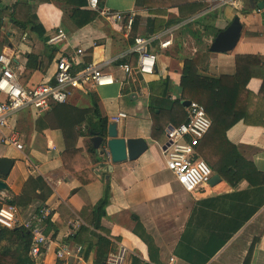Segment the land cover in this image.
I'll use <instances>...</instances> for the list:
<instances>
[{"label": "crops", "instance_id": "1", "mask_svg": "<svg viewBox=\"0 0 264 264\" xmlns=\"http://www.w3.org/2000/svg\"><path fill=\"white\" fill-rule=\"evenodd\" d=\"M0 1L4 5H11L15 0ZM169 1L162 17L174 23L152 35L150 48L156 54L157 61L154 73L148 76H126L118 65L135 64L137 56L132 49V36H147L148 17L160 15L150 13L145 6H136L135 0H102L101 7L134 12L135 25L131 32L127 33L122 23L107 20L98 13L92 22L81 28L68 29L62 21L65 18L69 22L67 17L71 5L50 0L32 2L44 36L49 40L58 28H62L67 39L51 44L58 49L56 55L48 64L41 56L45 60V67L34 71L26 84L50 80L55 61L61 55L76 57L73 69L77 71L86 63L100 65L102 70L114 76L115 82L90 91L75 90L66 103L78 108H90V92H95L100 109L109 123L118 112L126 113L116 122L118 137H142L147 142V149L136 159L112 163L109 158H100L95 149L93 154L87 151L88 145H92L90 136H87V122L76 123L73 128L78 135L76 146L85 152L88 169L94 176L93 180L82 183L62 165L60 153L65 148L62 129L50 127L43 118L54 104L40 113L25 109L16 114L19 131L22 129L20 132L28 141L23 143L19 140L22 150L0 144L3 147H0V157L14 159L9 174L3 179L10 191L4 190L0 196L4 199L19 196L30 176H41L51 189L44 202L50 221H55L60 215L67 216L65 225L52 239L39 264H55V249L59 242L65 241L70 247L79 245L65 237L67 223L76 218L82 221L80 211L93 206L102 197L106 184L109 185V201L101 226L110 233L108 238L112 249L109 252L119 246L127 249L125 264H131L133 254L150 261L147 245L134 232L137 221L157 248V252L153 253L156 261L152 264H194L186 258L201 259L212 249L213 255L205 264H264V127L246 125L240 120L225 132L226 139L255 169L249 174L253 183L243 178L230 185L219 175L217 183L209 184L207 181L194 191L187 192L165 167L161 150L164 140L150 138L148 112L149 83L167 80L170 97H176L183 65L181 57L207 48L200 68L211 76L233 74L236 54L257 55L264 59V7H257L264 0H241L240 8L230 5L231 0ZM84 8L92 10L87 4ZM235 16L239 18L242 28L234 48L227 52L209 51L216 34ZM166 38H171V44L160 48L159 41ZM0 41L3 43L0 52H14L13 67L18 74L25 66L26 53L45 49V44L30 25L24 33H20L6 20L0 28ZM78 48L82 49L80 55L76 53ZM260 86L261 79L252 77L246 88L257 93ZM208 135L210 132L203 139L208 141ZM25 150L27 161L23 155ZM35 207L36 204H31L23 210L18 208L19 218L27 219L35 213ZM254 208L257 209L251 213ZM95 233L99 231L95 230ZM90 239L94 243L96 237L91 234ZM223 240L226 241L223 243ZM94 258L95 247L86 257L74 254L63 264H92Z\"/></svg>", "mask_w": 264, "mask_h": 264}, {"label": "trees", "instance_id": "2", "mask_svg": "<svg viewBox=\"0 0 264 264\" xmlns=\"http://www.w3.org/2000/svg\"><path fill=\"white\" fill-rule=\"evenodd\" d=\"M35 0H15L11 5H4L0 1V28L6 20L12 28L20 33H24L27 26L35 32L39 39L45 44L43 51H32L26 53V63L23 70L18 74L21 85H25L34 71L45 67L41 56H44L46 63L56 55L58 49L48 43L44 36V30L34 12ZM40 1V0H37ZM46 1V0H45ZM48 1V0H47ZM55 3H66L71 5L68 12V20L62 21L68 29H78L92 22L97 16V12L84 8L86 0H50ZM102 0L98 6L101 7ZM169 0H135L136 6H145L150 13L160 15V17H148L146 25V35L152 36L174 23L173 20L164 19L165 6ZM65 13V11H64ZM64 17H66L64 15ZM70 24V26H69ZM135 21L133 23V28ZM0 41V51L2 49ZM208 52L197 50L192 55L181 57L183 65L180 72L177 94L174 99L168 92V81L160 79L157 82L149 83L150 96L148 101V112L150 115V138L157 141L164 133L168 124L177 125L186 118L185 101H197L205 109L206 114L211 120L210 128L207 132L208 141L202 139L197 146V152L209 165L212 172L220 175L227 183L234 185L243 178L253 183L250 177L252 165L239 154L236 147L231 144L225 136L226 130L242 120L246 125H257L264 127V59L257 55L236 54L234 57V73L231 75L211 76L201 71V63ZM261 79V86L257 93L250 92L247 82L250 78ZM92 106L90 108H78L68 103L54 104L43 116L50 127L61 128L65 148L60 153V158L64 169L71 172L74 177L85 183L93 180L94 176L88 169V160L81 147L76 146L78 135L73 128L78 122L86 121L89 130L98 131L103 138L106 137V129L109 124L108 118L103 115L99 98L95 92H90ZM15 129L18 132V139L25 143L27 137L19 131L18 120ZM206 134V135H207ZM87 136H90L89 132ZM207 139V138H206ZM23 148V147H22ZM100 158L108 160L103 145L99 148ZM87 151L94 153L91 144ZM24 152L25 161L28 159L26 150ZM244 164V165H242ZM6 191H10L6 186ZM51 194V189L46 185L41 176L29 177L24 184L22 194L1 199V203L16 205L20 210L25 209L31 204H36L34 212L44 206V202ZM109 201V185L104 186L102 197L91 207H85L79 215L83 221L78 231L71 237L73 241L81 245V254L86 257L95 247V258L92 264H103L106 254L112 249V243L108 238L109 231L101 226V219L105 216V208ZM257 208L252 209L251 213ZM67 216L60 215L55 221L49 218L45 221L43 232L51 239L55 238L58 231L65 225ZM240 227V226H239ZM95 230L99 233L96 234ZM134 232L140 236L148 247L150 261H145L138 254L131 256V264H152L156 259L153 253L157 248L152 238L145 232L140 222L137 221ZM102 233V234H101ZM94 235L96 240L91 241L90 235ZM226 240H223V243ZM31 243L30 233L22 226L5 228L0 225V264H39L29 255ZM86 244V245H84ZM83 246L85 249H83ZM213 250H209L208 255L202 258L191 259L194 264H205L213 255ZM55 264H63V261L56 260ZM69 264V263H68Z\"/></svg>", "mask_w": 264, "mask_h": 264}, {"label": "built area", "instance_id": "3", "mask_svg": "<svg viewBox=\"0 0 264 264\" xmlns=\"http://www.w3.org/2000/svg\"><path fill=\"white\" fill-rule=\"evenodd\" d=\"M99 0H87V5L107 20L120 22L127 33L132 31L134 12L115 11L98 6ZM230 5L240 8L241 0H231ZM66 32L58 28L48 40L55 44L66 40ZM133 39V52L136 54V62L132 66L128 63H120L118 66L126 76H148L154 73L157 56L151 51L152 36L135 34ZM171 44V38L159 41L160 48H166ZM76 53L80 55L82 49ZM14 52H0V143L13 146L22 150V144L18 139L15 129L16 114L22 110L43 112L52 104L66 103L75 90L90 91L99 86H106L115 82L114 76L102 70L100 65L86 63L81 69L74 70L73 64L76 57L61 55L55 61V69L50 80L34 85H21L18 73L13 67ZM185 121L173 125L168 124L164 130V142L161 143L162 153L165 157V167L172 173L175 180L187 192H192L202 184H205L213 174L209 165L199 156L197 146L208 132L211 120L204 107L197 101H188ZM126 113L118 112L111 117V122H118ZM79 134L81 133L78 131ZM103 150L110 159L109 152L104 146ZM4 199L3 196H0ZM49 218V210L46 206L30 215L27 219L19 218V210L16 205L1 203L0 225L5 228L22 226L31 235L29 255L35 261H41L51 242L53 241L44 232L45 221ZM83 222L76 218L67 223L65 237H71L78 231ZM81 251L80 245L70 247L65 242H59L55 249V258L66 261L74 254ZM127 249L119 246L115 251L106 254L103 264H125Z\"/></svg>", "mask_w": 264, "mask_h": 264}, {"label": "water", "instance_id": "4", "mask_svg": "<svg viewBox=\"0 0 264 264\" xmlns=\"http://www.w3.org/2000/svg\"><path fill=\"white\" fill-rule=\"evenodd\" d=\"M257 7H264V1L259 2ZM241 28L242 25L239 18L237 16L233 17L229 24L216 34L215 38L209 45V51H231L240 37ZM187 103L188 101H185L183 104L186 105ZM88 132L90 134V141L93 148L96 151L101 152L99 148L104 144L109 152L110 161L112 163L134 160L147 149V142L142 137H118L116 123L114 122H110L107 125L105 138L100 136L98 131L89 130ZM164 147L165 145L162 146V148ZM13 164L14 159L0 157V192L4 191L6 188L3 179L9 174ZM110 167L111 166L109 165V169ZM219 180L220 176L214 173L208 179V183L215 184Z\"/></svg>", "mask_w": 264, "mask_h": 264}, {"label": "rangeland", "instance_id": "5", "mask_svg": "<svg viewBox=\"0 0 264 264\" xmlns=\"http://www.w3.org/2000/svg\"><path fill=\"white\" fill-rule=\"evenodd\" d=\"M164 139H165V138H164V136L162 135V136L160 137V140L163 141ZM0 144H1V143H0ZM1 145H3V144H1ZM1 145H0V147H2ZM2 148H3V147H2ZM198 154H199V153H198ZM199 156H200V155H199ZM200 157H201V156H200Z\"/></svg>", "mask_w": 264, "mask_h": 264}]
</instances>
